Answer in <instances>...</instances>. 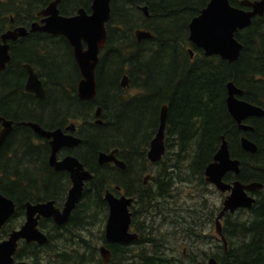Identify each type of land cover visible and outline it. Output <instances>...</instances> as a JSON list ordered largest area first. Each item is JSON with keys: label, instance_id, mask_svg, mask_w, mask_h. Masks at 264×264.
<instances>
[{"label": "trees", "instance_id": "trees-1", "mask_svg": "<svg viewBox=\"0 0 264 264\" xmlns=\"http://www.w3.org/2000/svg\"><path fill=\"white\" fill-rule=\"evenodd\" d=\"M49 1L52 0H0V33L7 29L10 18L16 22L30 23L34 13L41 11ZM227 1L230 6L237 7L240 0ZM59 2L58 12L65 16L79 7L86 10L89 5L87 0ZM206 2L111 0L110 19L106 25L107 42L104 55L98 59L93 73L95 97L90 101L80 102L75 98L74 85L78 76L69 55L68 75L71 83L51 93L54 103L50 112L53 111L57 116L67 115L70 121L82 119L83 126L80 129L85 127V133L81 135L83 148L88 149L89 156L95 155L97 151L107 153L116 149L117 158L124 163L125 169L119 172L113 166L96 167L90 159L85 163L83 161L93 177L86 182L67 224L60 230L46 220L39 221L38 228L44 232L47 241L39 248L34 245L35 249L40 250L38 259L37 253L27 246L19 249L17 259L33 257L37 264H101L97 247L103 242L101 231L107 216L106 204L101 196L105 190L111 192L117 187L122 196L133 199L134 203L129 207L130 231L138 235V239L131 247L104 244L110 251L107 264H197L193 258L184 261L180 256L173 258L165 254L160 236L154 235L151 226H144V219L155 205H159L158 202L171 199L175 187H199L204 190L201 179L204 167L208 166L218 150L220 138L223 137L230 144L226 133L234 132L235 128L223 105L226 83L231 82L249 93L243 99L264 106L261 101L264 100V14L252 18L250 26L234 34L237 44L242 47L234 63L227 65L217 57L203 58L200 55L193 57L190 62L186 53V25ZM143 6L146 7L147 17L138 10ZM135 30H144L151 37L139 42L133 36ZM29 38L33 45L39 43L40 49L33 51V48L30 55L22 59L31 67L38 68L37 61L45 56L42 53L44 47L53 39L41 35ZM55 39L61 43L59 48L66 47L63 39ZM106 50L108 56L105 55ZM56 55L59 56V53ZM122 75H126L129 91H133L130 95L117 85ZM250 84L261 86L253 89ZM255 99L259 100L256 102ZM163 104L167 108L162 143L164 155L161 156L158 171L154 174L151 172V178L145 186L140 181L151 164L144 156L147 144L157 129L158 106ZM95 106H100L102 111L100 126L91 123ZM66 107L71 113L66 111ZM251 141L257 149L255 155L242 154V157L231 152L230 157L237 158L239 166L247 172L245 180L264 182V137H252ZM2 158L3 154L0 162ZM15 165L8 163V169ZM33 165L36 163L32 160L26 164V183L36 177L32 171ZM248 167H261L262 172L256 175ZM11 170L8 171L9 181L5 178L0 180V193L17 204L18 210L13 216V219H17L21 216L24 201H35L32 196L27 198L19 195V191L31 187L22 185V179L25 178L18 171ZM2 175L0 169L1 178ZM17 183L19 188H16ZM240 211L245 213V219H233L228 215L223 221L221 236L226 246L224 249L221 244L220 255L212 258L218 264H264V189L255 196L247 211ZM160 217H164L162 212ZM95 225L98 232L92 235L90 231ZM14 228L13 225H6L2 229L4 235ZM193 228L195 225L191 226V230ZM83 229L88 236L91 235L88 242L85 241V235L79 233ZM58 243L62 248L56 245ZM52 252L53 256H50Z\"/></svg>", "mask_w": 264, "mask_h": 264}, {"label": "water", "instance_id": "water-1", "mask_svg": "<svg viewBox=\"0 0 264 264\" xmlns=\"http://www.w3.org/2000/svg\"><path fill=\"white\" fill-rule=\"evenodd\" d=\"M109 0H91V7L89 15L82 12L81 9L76 11L75 15L70 17H63L57 14L56 4H48L41 12L36 15L43 17L40 21L41 25L32 23L29 26V30L24 28H17L14 31H8L1 36L2 42L6 40H13L16 37L26 35L31 32H45L53 35H61L65 38L67 43L71 46L73 53V62L77 67V74L80 81L76 87V98L83 100H89L94 97V68L96 66L97 54L100 51V47H103L105 40L104 23L109 18ZM241 7V8H237ZM237 7L230 6L227 0H208L207 4L199 12L198 16L190 19V23L187 25V40L189 45L201 50L204 56L219 57L226 62L232 63L237 59V55L240 53L241 45L237 44L234 34L242 29H246L250 26L252 18L262 17L264 14V0H240ZM245 8V9H244ZM144 16L147 13L143 8H140ZM137 41L149 39L151 35L144 30H136L133 33ZM81 41L86 45L84 50L81 49ZM9 61L8 46L6 44H0V71L5 68V65ZM27 83L25 91L35 94L36 97H43V91L40 88V83L36 78L31 75L30 69L26 66ZM126 78L123 77L121 83L122 88L125 87ZM227 98L225 99L226 110L228 117L232 118L236 123H240L246 116L259 117L263 115V112L252 105L240 103L233 95L239 94L238 90L229 82L226 84ZM96 115L98 111L96 110ZM166 118V108L161 107L159 118L157 120L158 129L155 132L153 138L147 144L148 149L146 152V160L150 163H158L160 157L164 154L163 143V131L165 126L164 119ZM0 123L4 129L0 134V146L3 143L8 131L10 130L11 123L6 122L0 118ZM97 124H100L96 121ZM32 131L38 134L39 137L45 139L51 138L49 143L50 157L48 164L54 171H65L69 174L70 189L67 192L61 212L53 209L52 202L50 203H38L37 205H31L27 203L25 223L17 230H13L7 239L0 241V264H14L13 255L18 247L20 240L26 243L34 242L37 246L46 243V237L37 231L36 224L39 217L47 218L52 221L56 226H62L68 219L71 210L75 207L76 203L80 200L82 191L81 183L91 179L89 173L83 172L82 166L75 161L66 157L61 159L60 162L54 161V153L60 146L71 147L78 143V140L71 139L60 135V132H47L44 133L37 126H31L28 124ZM239 127V126H238ZM242 130V127H239ZM238 128V129H239ZM66 130L72 131L71 128ZM220 141V147L218 151L213 154L212 162L208 166L204 167V176L207 183H211L218 189V192L228 190L229 195L222 202V209L214 219V232L225 249L226 243L221 236V229L219 220L224 212H230L231 214L237 209L247 210L253 204L254 199L245 195V192L258 191L262 188L261 184L249 183L246 186L240 185L238 182H234L230 188L220 182V178L226 171L237 173L238 161H231L229 155H227L226 145ZM242 150L248 154H252L256 151L254 145L247 142L245 139L239 140ZM116 150H112L108 155L100 153L97 157L98 163H112L115 167L122 171L124 164L119 163L114 159V153ZM147 180V177H143L142 183ZM115 188V191H118ZM103 201L106 203L107 216L104 220V228L102 231L104 241L113 244L125 245L137 240V236L133 232H128L130 227V212L129 206H131L133 199L130 197L119 196L115 197L112 193L106 191L103 195ZM15 205L13 202L4 197L0 193V229L2 226L12 217L14 214ZM99 257L102 259L103 264H106L109 256L108 250L103 246L98 249ZM18 264H27L19 262ZM196 264V263H195ZM197 264H218L213 258L207 259L206 262H200Z\"/></svg>", "mask_w": 264, "mask_h": 264}, {"label": "flooded vegetation", "instance_id": "flooded-vegetation-1", "mask_svg": "<svg viewBox=\"0 0 264 264\" xmlns=\"http://www.w3.org/2000/svg\"><path fill=\"white\" fill-rule=\"evenodd\" d=\"M87 1H89L88 9L85 10L84 8H81V7H79V9H81L82 12L85 13L86 15H89L90 14L89 13L90 7H91V0H87ZM110 1L111 0H109V3H108L109 10H110ZM207 2H208V0H207ZM207 2L205 3V5L207 4ZM50 3H54V0L49 1L48 4H50ZM59 4H60V2H59V0H57V4H56L57 14H59V12H58L59 11L58 10ZM143 7H144V9L146 8L145 6H143ZM143 7H140V8H143ZM203 7H202V9H203ZM44 8H42V10ZM239 8H241V7H239ZM79 9L78 10L76 9V11H79ZM109 10H108V12H109ZM138 10L140 11V9H138ZM41 11H38V12H41ZM76 11H74L73 13H71L70 15H67V16H65L64 14H59V15L67 18V17L75 15ZM201 11L202 10H199V12H201ZM38 12L34 13V19L30 23H28V22L26 23V21L25 22H16L13 18H10L9 25H8L7 29H5L3 32L0 33V44H6L8 46V56H9L8 63L5 65V68L2 71H0V86L2 89L0 91V118L6 122L11 123L10 130L8 131V134L6 135L3 143L0 146V153H1V150L3 149V151L0 155V158H1V156L3 154L2 161L0 162V169L3 172V175H2L3 178H1V176H0V180L5 178V180L8 179V181H9L10 177L8 175V171H10L11 169H12L11 171H18L20 176L25 178V179H22L23 182L21 184L31 187V189H29V190L26 189L25 191L24 190H22L21 192L19 191V195L22 194V195H20L21 197L25 196L27 198L32 196V200L36 202L35 203L32 201H24L23 208H22L21 213H20L21 214L20 218H22L24 221L19 226V228L25 223V217H26V206L25 205L27 203H29L31 205H37L38 203H46V202L50 203V202H52V204H53L52 206L54 207L53 209H56L57 211L61 212L60 210L63 207V203L66 199L65 197L67 196V192L71 187L69 174L65 171H61V172L54 171L52 169V167L47 162L49 157H50V151L51 150H49V147H50L49 143L51 141V138L49 137V138L45 139L43 137H39L36 132L34 133L32 131V128L28 124H30L31 126H37L44 133L56 131V132H60L61 133L60 135H62V136L78 140V143H76L75 145H73L71 147L60 146V148L57 149V151L54 153V161H56L58 163L60 162L61 159H64L66 157H69L71 159H75V161H77L82 166L83 172H85V173L87 172L90 174L91 179L93 177V174L89 172L87 165L86 164L84 165L83 161L85 163L86 160L89 161V159H90L92 164L94 161L93 166L95 165L96 167H98V166L100 167L102 165L115 167L112 163H110V164H107V163L99 164L97 157L100 153H105L106 155H108L110 151L116 150V149L109 150V152H107V153L104 151H97L95 153V155L93 154V155L89 156L88 149L86 147L83 148V141H82L81 135H83L85 133V127L83 129H80L83 126V123H82L83 120L82 119L78 120V121L71 119V121H70L68 119L67 115L57 116L53 113V111L50 112L52 110L53 103H54V100H53L54 97L51 93L52 92L56 93L58 91V89H60V88L63 89L71 83L70 76L68 75V73H69L68 67L70 68V64L68 63L69 55L72 59L71 60L72 63H74L73 62L74 58H73L71 46L67 43L66 39L61 37V35H56V34L53 35V34H48L45 32H43V33L31 32V33H27L26 35L16 37L13 40H11V39L6 40V42H2V40H1V36L8 31H14L17 28H24L26 31H28L30 29L29 26L32 23H37L38 25H41L40 21L42 20L43 17L37 16L36 14ZM199 12H198V14H199ZM141 13L143 14L142 11H141ZM146 13H147V11H146ZM198 14L196 16H198ZM147 16H148V14H147ZM147 16H145V17H147ZM196 16H194V17H196ZM194 17H192L191 19H193ZM109 19H110V12H109L108 20L103 24L104 30H105V34H104L105 40L103 43V47H100V51L97 54L96 62L98 61L99 58H101L102 54L104 55V50H105L104 47L106 46V42H107L106 41V38H107L106 37V34H107L106 25H107V22H109ZM189 23H190V20H189ZM189 23H187V25ZM187 25H186V32H185L186 40H187V36H188ZM37 35H41V37H43V36L48 37L49 39H53V41L44 47V51L42 53H43V56L44 55L45 56L43 58L40 57V61H37L38 68L37 67L34 68V67H31L29 64H27L26 60H23L22 58L26 59L28 57V55H30V53L32 52L33 48H34L33 51L34 50L37 51L38 49H40L39 43H35L33 45L32 41L29 40L30 39L29 37L37 36ZM56 37L63 39L65 41L67 48L65 46H61L59 48L58 46L61 43H59L55 39ZM139 42H141V41H139ZM80 43H81V49L84 50V48L86 47L85 43L83 41H81ZM187 43H188V40H187ZM187 46H188V48L186 49V53L188 54L187 58L190 60V62L194 59L193 57H198L199 55L201 57H203L201 50L195 48L192 45L190 46L189 43L187 44ZM65 48L69 52H67L65 50ZM241 49H242V47H241ZM241 49H240V52H241ZM57 53H59V56L56 55ZM105 55L108 56L107 50H106ZM204 57H206V56H204ZM207 57H213V56H207ZM214 58H216V57H214ZM217 58H219V57H217ZM237 59H238V57H237ZM220 60L226 62V60H222V59H220ZM21 61H23V62H21ZM234 62H232V63H234ZM19 63H20V66H19ZM97 63H96V66H97ZM232 63H229V64L227 63V65H230ZM26 66L30 69V72L32 73L31 75H33L36 78V80L40 83V88L43 91V97L38 98L35 96L34 93L31 94L30 92L25 91V86H26L27 78H28L27 77L28 72L26 70ZM74 66H75L76 71L78 72L75 63H74ZM96 66H95V68H96ZM95 68H94V71H95ZM77 72H76V75L78 76V80H77L76 84L74 85V87L80 81V78H79V75L77 74ZM93 76H94V74H93ZM123 77L126 78L125 83H123L125 85L124 88H122L121 85H119V83H121ZM94 83H95V78H94ZM119 83L117 85L119 86V88H121V90L129 93V95L133 93V91H129V88L127 85L128 79H127L126 75H122L120 77ZM226 84H229V83H226ZM226 84H225V92H226ZM11 86H13V88L10 89ZM249 86L254 89V87H258L261 85L260 84H254V85L250 84ZM235 89L238 90V93H239V94L233 95V97L236 100L240 101V103L252 105L254 108L255 107L259 108L263 112V115H261L259 117L246 116L242 121L240 120L239 124L236 123L232 118H230L232 120V122L234 123L235 128H234V132H232V133H229V131H228L226 133V136L228 137L229 142L232 145V148H231V146L229 147L230 144L227 142V140L225 141V139L223 137L222 138L224 140L223 142L226 145V150L228 152L227 155H229L230 160L231 161H233V160L238 161V165L236 166L238 171H237V173H232L230 171H226V172H224V174L222 175V177L219 180L221 183L229 186L230 188L232 187L234 182H238L240 185H243V186H246L249 183L261 184L262 188H259L257 192L256 191H254V192H247L246 191L245 192V195L255 199V196L257 194H259V192L263 191L264 182L245 180L244 177L246 176L247 172L243 171V167L239 166L240 162L237 158L232 159L230 157L231 156L230 153L235 152V153L240 154L239 156H242V154H248L246 151L244 152L242 150L239 140L245 139L247 142H250L254 145V143L251 141L252 137L253 138L264 137V106L259 105L257 103L252 104L253 103L252 101L249 102L246 99H243V97L249 95V93L243 92L241 90V88H239V87H235ZM225 95H226V97H225V99H226L227 93H225ZM75 96H76V87H75ZM94 97H95V88H94ZM92 99L93 98H91L89 100H83V101H90ZM77 100L80 101V99H77ZM256 100H259V99H255V101ZM83 101H80V102H83ZM261 101H262V104H264V100H261ZM224 104H225V100H224ZM161 107L166 108V105L163 104V105L158 106L159 109H158L157 118H159V113H160ZM66 109H67V107H66ZM225 109H226V106H225ZM96 110L98 111L97 115L95 114ZM66 111L68 112V109ZM166 111H167V108H166ZM226 112H227V110H226ZM49 113H52V115L50 114V116H49ZM68 113H71V112H68ZM101 113H102V111H100V106H95V108L93 109V112H92V116H91L92 117L91 123L93 124V126H100L102 124L101 123L102 120L100 119ZM96 121H98L100 124H97ZM156 121L159 123V121L157 119H156ZM164 121H166V120L164 119ZM238 126L239 127L241 126L242 130ZM68 127L69 128L72 127L71 132L69 130H66V128H68ZM164 128H165V126H164ZM3 129H4V127L0 123V134L3 131ZM157 129H158V125H157ZM157 129H156V131H157ZM156 131H154V133ZM163 138H164V133H163ZM222 138H220L221 141H222ZM26 145H28V147ZM219 147H220V145H219ZM254 147L256 149L255 145H254ZM147 149H148V147H147ZM256 151H257V149H256ZM117 152L118 151L116 150L113 158L116 159L117 161H119V163H123L117 158ZM146 152H147V150H146ZM255 152L252 154H249V155H253V154L255 155ZM235 153H233V154H235ZM238 154H236V155H238ZM16 155H17V157H16ZM145 156H146V154H145ZM145 156H144V158H145ZM212 158H213V156H212ZM29 160H32V162L34 161V163H36V165L32 166V171L34 172V175H36V177H35V179L33 178V179L29 180V183H26L27 182V174L24 173V171H27L25 169H26V164L29 163ZM145 160H146V158H145ZM159 162L158 163L148 162V163L151 164V168H152L155 166L159 167V165H158ZM211 162H212V159H211ZM8 163L9 164L13 163L16 165L13 168L8 169ZM115 168L117 171H119V169L117 167H115ZM151 168H149L148 172L145 175H143V177H147V180L144 183H142V181H143V178H142V181H140V183H142V185L146 186L148 180H150V178H151V170L150 169ZM124 169H125V165H124ZM249 169H253V171H255L256 175H258L259 173L262 172L261 167H258V168L250 167ZM119 172H122V171H119ZM201 179L203 180V183H204V190H206L207 192L210 191L212 193L216 192L220 196V200H221V202L219 203L220 206H219V209H216L217 210L216 215H218V213H220V211L222 209V202L229 195V191L224 190V191H222V193L218 192V189H216L214 185H212L211 183H207L206 180H204L205 179L204 171H203V177ZM90 180H88L86 182H89ZM86 182L81 183V185H82L81 195H82V192L84 191V188L86 186ZM10 183H12L14 185L13 181H11ZM18 185L19 184L17 183L16 188H19ZM115 188H117V187H115ZM115 188L111 192H108V193H110V194L112 193V195L115 197L122 196L120 189L118 191H115ZM106 191H108V190H105L104 193ZM8 199H10L13 202V204L15 205V209H14V214H15L16 210H18V206L11 198H8ZM102 200H103V197H102ZM132 203H134V202H132ZM131 206H132V204H131ZM240 210H244V209H237L232 214L230 212H224L223 215L221 216V219L219 220V222H220L219 229H221V227H223V221L226 220L228 215H234L236 212H239ZM72 211H73V209L71 210L67 220H69ZM244 211H247V210H244ZM129 212H130V208H129ZM14 214L0 229V241L7 239L8 235L13 230L19 229V228H14L13 230H10L9 232H7L5 235H4V231L2 230L6 225H8L10 223L11 220H13ZM216 215H214V219H215ZM130 218H131V213H130ZM214 219H213V227H214ZM41 220H46L47 222H49L50 224H52L56 228H60V230H61V228L64 227V225L67 224L66 223L67 220H66L62 226H56L54 223H52V221L50 219L39 217L37 222H35V224H36L37 231L38 232L40 231L41 234L44 233L42 230H40L38 228L39 227L38 222ZM103 228H104V224H103ZM103 228H102V231H103ZM128 232H132V231H130V227H129ZM136 236L138 239V235H136ZM135 242L133 241L131 243H128V244H125L122 246L131 247V244L135 243ZM104 244H109V243H106L104 241V237H103V242L101 241L99 246L100 247L103 246L106 250H108L106 248V245H104ZM34 245L36 246V248H39V246H43L44 244L37 246L36 243H34V242L26 243L25 241L20 240L18 242L17 250L15 251V253L13 255L14 264H18L19 262H24L27 264H37V262H34L33 257L30 259L25 258V257H23L21 259L16 258V254H17V252H19V249L21 247L23 248V247L27 246V247H29L30 250H34L37 253L36 259H38V255L40 253V250L38 251V249H35ZM100 247H97V252H98V249ZM108 252H109V256H110V251L108 250ZM99 256L100 255L98 253L97 257H98V259H100L101 264H103L102 259ZM109 256H108V259H110ZM108 261H107V263H108Z\"/></svg>", "mask_w": 264, "mask_h": 264}, {"label": "rangeland", "instance_id": "rangeland-1", "mask_svg": "<svg viewBox=\"0 0 264 264\" xmlns=\"http://www.w3.org/2000/svg\"><path fill=\"white\" fill-rule=\"evenodd\" d=\"M159 167H152L150 169L152 174L156 173ZM178 190L181 192L177 193ZM171 194V199L158 202L159 205H155L153 211L144 219L146 220L144 226H151L154 235L160 236L161 248L165 254L173 258L180 256L184 261L193 258L197 263L220 255L221 242L213 229L214 215H216V209H219L221 202L219 194L207 192L199 187L195 189L193 187H175ZM161 212L164 215L162 218L160 217ZM210 214L212 215L210 216ZM244 214L239 211L230 216L233 219L238 217L239 220H242L246 217ZM23 221L22 218L13 219L9 225L19 228ZM192 225H195L193 230H191ZM97 230V225H95L90 232L93 235L98 232ZM79 233L85 235L86 242L90 240L91 235L88 236L86 230L83 229ZM56 245L61 247L60 243ZM66 246L69 245L64 247ZM78 249L82 252L80 247ZM50 256H53V252Z\"/></svg>", "mask_w": 264, "mask_h": 264}]
</instances>
